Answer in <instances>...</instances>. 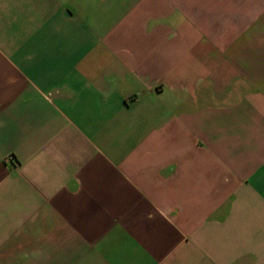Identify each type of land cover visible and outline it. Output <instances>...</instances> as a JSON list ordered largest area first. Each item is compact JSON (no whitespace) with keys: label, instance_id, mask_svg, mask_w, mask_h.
<instances>
[{"label":"crops","instance_id":"obj_1","mask_svg":"<svg viewBox=\"0 0 264 264\" xmlns=\"http://www.w3.org/2000/svg\"><path fill=\"white\" fill-rule=\"evenodd\" d=\"M0 264H264V0H0Z\"/></svg>","mask_w":264,"mask_h":264}]
</instances>
